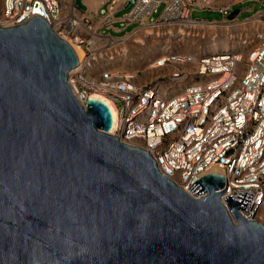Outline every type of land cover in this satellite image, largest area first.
Instances as JSON below:
<instances>
[{
	"label": "water",
	"instance_id": "water-1",
	"mask_svg": "<svg viewBox=\"0 0 264 264\" xmlns=\"http://www.w3.org/2000/svg\"><path fill=\"white\" fill-rule=\"evenodd\" d=\"M76 66L41 18L0 28V264H264V226L238 214L253 195L225 199L234 223L222 176L176 187L78 103Z\"/></svg>",
	"mask_w": 264,
	"mask_h": 264
},
{
	"label": "built area",
	"instance_id": "built-area-1",
	"mask_svg": "<svg viewBox=\"0 0 264 264\" xmlns=\"http://www.w3.org/2000/svg\"><path fill=\"white\" fill-rule=\"evenodd\" d=\"M246 19L228 16L240 4ZM0 23L21 26L38 17L82 56L67 75L85 109L99 94L115 108L112 136L148 152L157 172L193 198L189 189L220 171L226 192L253 195L244 212L261 222L264 212V40L248 51L206 53L187 41L264 21V0H0ZM159 9H161L158 14ZM211 11L222 20L194 19ZM157 17L154 18V16ZM130 28V29H128ZM204 38V35H201ZM216 35L211 37L214 41ZM250 41L244 40L243 47ZM220 192V191H218Z\"/></svg>",
	"mask_w": 264,
	"mask_h": 264
},
{
	"label": "rangeland",
	"instance_id": "rangeland-1",
	"mask_svg": "<svg viewBox=\"0 0 264 264\" xmlns=\"http://www.w3.org/2000/svg\"><path fill=\"white\" fill-rule=\"evenodd\" d=\"M1 5V4H0ZM253 6V11L261 9L263 6L256 4L254 2H247L244 4H240L236 6L234 9H238L242 11L239 15V19H246L251 16V12H244L243 10L248 9ZM161 9H159L158 14L160 13ZM156 14L154 16L157 17ZM194 19L199 20H222V16L216 12L211 11H202V12H194L192 14ZM130 29V28H128ZM204 35V38H201V35ZM216 35L214 41H211V37ZM247 40L250 41L249 45H245L243 47V41ZM264 40V21L254 22L249 25L244 26H237L235 28H220L216 31L210 30H200L198 31V35H194L193 38H190L187 41L189 49L201 47L205 50L206 53H213L215 50L218 53H223L225 51H243L246 52L250 48L256 47ZM213 50V51H212ZM264 224V212L262 213V222Z\"/></svg>",
	"mask_w": 264,
	"mask_h": 264
},
{
	"label": "bare ground",
	"instance_id": "bare-ground-1",
	"mask_svg": "<svg viewBox=\"0 0 264 264\" xmlns=\"http://www.w3.org/2000/svg\"><path fill=\"white\" fill-rule=\"evenodd\" d=\"M0 28H8V27L5 26L4 24L0 23ZM73 51H74V53H75L77 59H80L81 56H82L81 51H80L79 49H77V48H73ZM212 51H213V50H212ZM215 52H217V51L215 50ZM225 52H228V51H225ZM91 99H93V100H97V101H100V102H102L103 104H105V105L107 106V108H108L109 111H110L111 117H112V126H111L110 131H113V129H114L115 117H116V113H115V108H114V106L112 105V103H111L107 98H105L104 96L99 95V94L92 95ZM109 134L111 135L112 132H110ZM111 136H112V135H111ZM210 172H211V174H217V175H220V174H221L220 171H219V169H217V168H212V169L210 170ZM261 222H262V221H261ZM256 223L261 224V223H259V222H256ZM261 225L264 226V224H261Z\"/></svg>",
	"mask_w": 264,
	"mask_h": 264
},
{
	"label": "crops",
	"instance_id": "crops-1",
	"mask_svg": "<svg viewBox=\"0 0 264 264\" xmlns=\"http://www.w3.org/2000/svg\"><path fill=\"white\" fill-rule=\"evenodd\" d=\"M236 8V7H235Z\"/></svg>",
	"mask_w": 264,
	"mask_h": 264
}]
</instances>
